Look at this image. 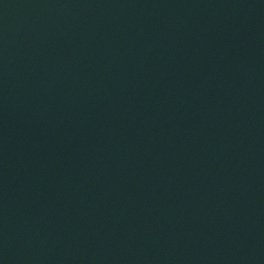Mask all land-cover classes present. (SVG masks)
I'll return each mask as SVG.
<instances>
[{"label": "water", "instance_id": "95a60500", "mask_svg": "<svg viewBox=\"0 0 264 264\" xmlns=\"http://www.w3.org/2000/svg\"><path fill=\"white\" fill-rule=\"evenodd\" d=\"M215 264H264V0H236Z\"/></svg>", "mask_w": 264, "mask_h": 264}]
</instances>
